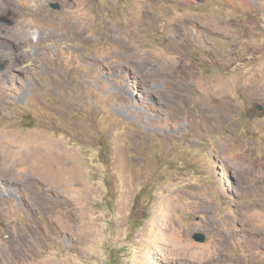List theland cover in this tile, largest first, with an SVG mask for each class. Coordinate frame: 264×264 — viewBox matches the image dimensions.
<instances>
[{"label": "rangeland", "instance_id": "obj_1", "mask_svg": "<svg viewBox=\"0 0 264 264\" xmlns=\"http://www.w3.org/2000/svg\"><path fill=\"white\" fill-rule=\"evenodd\" d=\"M0 264H264V0H0Z\"/></svg>", "mask_w": 264, "mask_h": 264}, {"label": "water", "instance_id": "obj_2", "mask_svg": "<svg viewBox=\"0 0 264 264\" xmlns=\"http://www.w3.org/2000/svg\"><path fill=\"white\" fill-rule=\"evenodd\" d=\"M50 6L52 9H55V10H58L60 8L57 3H50ZM257 108H258V110L260 109V107H257ZM192 238L195 242H199V243H203L205 240V236L201 233H195L192 236Z\"/></svg>", "mask_w": 264, "mask_h": 264}]
</instances>
